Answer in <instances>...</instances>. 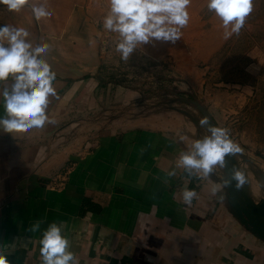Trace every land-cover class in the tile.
<instances>
[{
  "label": "crops",
  "instance_id": "1",
  "mask_svg": "<svg viewBox=\"0 0 264 264\" xmlns=\"http://www.w3.org/2000/svg\"><path fill=\"white\" fill-rule=\"evenodd\" d=\"M37 2L52 16L37 21L27 5L0 4V25L50 45L57 92L46 110L55 123L0 128V250L11 264H41L39 240L52 222L63 224L79 264H264V243L228 213L221 188L177 167L193 142L176 117L135 114L136 105L119 104L121 84L102 78L109 0ZM11 83L0 82V93ZM185 187L198 193L190 206ZM37 220L40 230L28 232Z\"/></svg>",
  "mask_w": 264,
  "mask_h": 264
},
{
  "label": "clouds",
  "instance_id": "2",
  "mask_svg": "<svg viewBox=\"0 0 264 264\" xmlns=\"http://www.w3.org/2000/svg\"><path fill=\"white\" fill-rule=\"evenodd\" d=\"M191 2L109 0L110 8L103 18V28L118 34L115 50L122 60L128 61L140 46L156 42L175 45L181 39L182 29L189 24ZM0 4L14 12H20L27 5L37 21L52 16L46 5L37 0H0ZM207 9L221 19L224 39L227 40L233 34L239 35L246 17L253 11V0H207ZM30 35L27 29L0 25V82L9 78L12 81L10 87H4L0 93L5 113L0 117V128L6 133L27 132L32 128H43L46 123H55L46 114L49 97L57 96L53 86L56 72L45 58L50 45L39 43L33 46ZM200 123L205 129L204 134L187 151H182L177 160V167H182L189 178L215 174L217 166H226V157L242 151L230 138L227 128L214 126L207 119ZM175 175V170L168 172V176ZM233 181L237 190L247 182L245 172L235 166L230 178H222L221 183L227 188ZM211 192L217 195L218 189L214 186ZM197 196L195 189L185 187L182 190V201L186 205L190 206ZM219 199L223 200L224 195H219ZM41 223L37 220L27 231H39ZM62 229V223L52 222L43 231L39 240L41 264H79ZM0 264H11L3 250H0Z\"/></svg>",
  "mask_w": 264,
  "mask_h": 264
},
{
  "label": "rangeland",
  "instance_id": "3",
  "mask_svg": "<svg viewBox=\"0 0 264 264\" xmlns=\"http://www.w3.org/2000/svg\"><path fill=\"white\" fill-rule=\"evenodd\" d=\"M188 11L189 24L175 45L140 46L128 61L115 50L118 34L105 30L102 78L120 83L121 97L135 101L170 96L172 90L195 93L242 152L264 169V0H253L239 35L227 40L207 0H192Z\"/></svg>",
  "mask_w": 264,
  "mask_h": 264
},
{
  "label": "water",
  "instance_id": "4",
  "mask_svg": "<svg viewBox=\"0 0 264 264\" xmlns=\"http://www.w3.org/2000/svg\"><path fill=\"white\" fill-rule=\"evenodd\" d=\"M170 96L158 99L137 97V101L127 98L120 105H136L134 113H162L173 115L181 124L180 131L192 142L204 134L201 121L207 119L209 123L220 127L208 107L192 92L182 94L180 90H172ZM107 117V116H106ZM110 117V116H109ZM245 172L246 184L239 190L235 182L224 188L222 178H230L233 167ZM223 191L225 205L228 213L249 233L264 243V169L260 167L244 152L236 156L226 157L224 168L216 167L215 174L208 177Z\"/></svg>",
  "mask_w": 264,
  "mask_h": 264
},
{
  "label": "bare ground",
  "instance_id": "5",
  "mask_svg": "<svg viewBox=\"0 0 264 264\" xmlns=\"http://www.w3.org/2000/svg\"><path fill=\"white\" fill-rule=\"evenodd\" d=\"M156 116H157V115H156ZM163 119H164V118H163ZM162 123H163V122H162ZM144 124H145V123H144ZM144 124H143V125H144ZM150 124H151V123H150ZM160 126H161V125H160ZM167 127H168V126H167ZM158 129H159V128H158ZM183 140H184V138H183ZM186 142H187V141H186Z\"/></svg>",
  "mask_w": 264,
  "mask_h": 264
}]
</instances>
